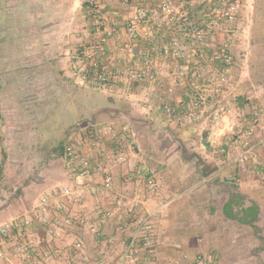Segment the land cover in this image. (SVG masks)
Segmentation results:
<instances>
[{"label":"rangeland","instance_id":"obj_1","mask_svg":"<svg viewBox=\"0 0 264 264\" xmlns=\"http://www.w3.org/2000/svg\"><path fill=\"white\" fill-rule=\"evenodd\" d=\"M88 1L0 0V224L31 206L50 185L65 179L67 166L60 145L67 132L78 126L112 121L129 124L134 134L132 148L138 146L142 150V162L159 176L164 193L178 199L195 195L199 208L208 206L209 197L216 192L209 189L205 178L220 179L221 176L215 173L201 178L196 154L203 160L201 164L209 168L218 166L225 160L219 151L220 146L231 143L230 137L235 132L254 126V110L260 112L259 121L255 124V133L260 135L251 137L249 141H264V105L260 104L264 103V83L250 87L243 105L235 101L239 87L251 80L250 60L254 54L260 57L258 67L264 68V46L256 47L255 53L252 44L256 0H242V9L236 21L242 33L230 48L234 63L230 74L231 85H228L224 102L233 109L228 120L235 128L228 132L226 122H223L224 125L222 121L218 123L214 117L217 114L215 98L203 111L193 109L194 114L189 120L182 119L189 113L185 109L176 119L167 113L161 103L163 95L171 93L168 91L169 81H163L166 78L154 83L116 81L100 84L93 77L78 76L70 68V58L79 54L83 45L101 32L96 30L97 21L105 28L117 27L109 49L110 53H118L120 46L127 43L124 27L131 6L158 2L131 0L133 4L125 7L120 0H114L103 3L100 18H93ZM191 1L195 4L192 22L196 23L193 26H197L207 13L205 8L218 0ZM178 2L186 3L183 0ZM108 3H112L113 7ZM146 24L139 26L140 39L143 40L149 34ZM173 30L182 43L189 41L181 26L173 27ZM153 36L150 41L153 48L168 39L166 34L157 31ZM222 41V37L214 38L207 49V61L213 71L223 65L217 55ZM142 43L139 42V50ZM117 61L125 67L131 66L136 59L125 53L118 55ZM179 87L182 101L189 99L192 90L188 85L175 86L176 89ZM173 92L175 94L177 90ZM135 94L139 95L133 99ZM247 102H250L249 106H246ZM194 122L197 123L196 134L184 135L182 129ZM211 129L220 133V138L217 144L209 143L205 150L207 143L204 144L202 139L208 140L207 134ZM180 138L183 143L179 142ZM258 163L261 168L253 174V178L255 186L262 187L264 154ZM172 182L178 185L177 191L170 186ZM129 191L131 193L132 189ZM217 196H220L218 192ZM207 218L203 217L204 220ZM260 231V236L264 238V221ZM249 233L252 235L251 230ZM198 238L201 239L199 235ZM253 240L248 243L250 249ZM248 248L242 246L237 249L233 255L238 260L234 263L264 264V250L251 253ZM198 255L204 253L198 252L194 258ZM230 258L233 260L234 257Z\"/></svg>","mask_w":264,"mask_h":264},{"label":"built area","instance_id":"obj_2","mask_svg":"<svg viewBox=\"0 0 264 264\" xmlns=\"http://www.w3.org/2000/svg\"><path fill=\"white\" fill-rule=\"evenodd\" d=\"M113 1L89 0V4L94 13H101L102 3ZM120 1L125 7L133 4L131 0ZM178 1L158 0L156 4L134 5L124 27L127 43L120 46L118 53H110L109 47L118 29L109 26L94 39L88 40L79 54L70 58V68L78 76L93 77L100 84L116 81L154 83L166 78V82L169 81L168 91L172 92L177 84L186 83L192 90L190 98L180 103L164 98L161 103L165 111L176 119L185 109L189 113L182 119L189 120L194 114L193 109L203 111L215 98L217 114L214 117L229 123V130L226 126L225 129L231 131L235 125L228 119L233 109L226 105L224 99L234 63L230 48L242 33L241 26L236 24L242 0H218L205 8L207 13L204 12V19L197 26H193L196 23L192 22L194 2ZM145 22L149 34L143 40L140 39L139 26ZM176 26L182 27L188 42L182 43L175 35L173 27ZM154 31L166 34L168 39L153 48L150 41ZM216 37L223 39L217 52L223 65L213 71L207 61V49ZM139 42H143L141 50L138 49ZM125 53L136 59L131 66L122 67L117 61L118 55ZM259 118L260 112L254 110V126L235 132L231 143L220 146L219 151L226 155L228 163L239 170L247 171L249 163L256 158L258 148L264 146L263 140L249 141L255 135V124ZM219 134L214 129L209 130L207 138L212 145L217 144ZM133 136L129 124L116 121L103 126H78L68 131L64 145L68 181L50 187L31 206L0 224V264H67L65 260H58L59 253L47 245L76 227L92 234L100 232L102 222L92 219L87 212H77L73 206L89 196L102 193H113L117 199H128L118 191V173L125 183L138 188L128 209L133 218V230L123 250L111 261L102 260V264H141L142 252L152 251L160 244L157 224L170 200L154 207L147 205L149 199L161 194L159 178L132 148L130 142ZM98 177L101 181L94 184ZM39 226L44 229L43 234L38 232ZM84 245L85 239L78 236L74 243L75 251L81 250ZM192 264L209 263L205 256L198 255Z\"/></svg>","mask_w":264,"mask_h":264},{"label":"crops","instance_id":"obj_3","mask_svg":"<svg viewBox=\"0 0 264 264\" xmlns=\"http://www.w3.org/2000/svg\"><path fill=\"white\" fill-rule=\"evenodd\" d=\"M108 4L113 7L112 3ZM133 9V6H131L128 17L131 16ZM123 12L121 11V13ZM123 18L126 19V16H123ZM146 43L148 42L146 41ZM163 81L166 82V80ZM181 87L173 89V91L177 90L175 94L173 91L165 93L163 98L174 103H180L182 101V94L179 93ZM138 95L135 94L133 99H136ZM260 104L264 105L263 102H260ZM249 105L250 102H247L246 106ZM215 119H218L217 116H215ZM219 121L216 122L219 123ZM225 126L230 128L229 123ZM257 135H260V133L256 132L254 136ZM233 138L234 134L230 137L231 141L234 140ZM202 141L204 144L207 143L204 146V149L207 150L209 140L202 139ZM133 142L134 138L130 142L131 146ZM133 148L139 153V156L142 155V150L138 146ZM263 154L264 149L259 147L256 158L249 163L247 171L233 167L228 163L226 155L222 154L225 160H220L221 162L217 164L218 166H214V171L211 173V175L218 173L221 178L211 177L204 180L210 190L215 189L216 191L214 195L209 197L208 206L199 208L195 195L178 199V197L166 195L167 193L165 194L163 189H161L160 196L149 199L147 202L149 207H154L158 203L167 200H170V203L157 224L160 244L152 251L142 252L141 264H192V260L198 252L204 253L203 256L206 257L209 264H235L234 262L238 259L233 254L242 246L248 248L251 239H254L252 249L248 248L251 253L264 250V238L260 236L262 233L260 231L261 223L264 221V207L261 206L258 221L254 226L240 224L225 214V205L232 198V192H236L241 197L245 206H249L251 200L255 199L252 193L261 187L255 186L256 180L253 178V174L259 172L261 164L258 162ZM224 172L227 173L224 174ZM66 181H68L67 174L65 179L63 178L58 183L50 185L47 190ZM100 181L101 177H98L95 179L94 184H99ZM47 184L49 183L47 182ZM170 184L173 190L177 191L178 185L175 182ZM117 187L122 195L128 196V199L124 197L117 199L116 194L102 193L89 196L85 201L73 206L77 212H87L92 219L102 222L101 230L98 234H92L76 227L66 232L63 237L55 239L47 246L54 252L59 253L58 260H65L67 264H102V260L111 261L123 250L133 230V224L131 223L133 218L128 209L132 204L131 198L137 195L138 188L135 185L125 183L119 173ZM130 188L132 189L131 193L128 192ZM217 192L220 196H217ZM183 203L186 206H182ZM198 209L201 212L200 215L197 214ZM135 212L138 213L139 210H135ZM203 217H208V220H204ZM206 223H208L207 226ZM41 227H38V232L43 234L44 229ZM250 230L252 235L248 234ZM198 235L201 239L198 238ZM78 236L85 239V245L81 250L75 251L74 243ZM230 257H234L233 260Z\"/></svg>","mask_w":264,"mask_h":264},{"label":"trees","instance_id":"obj_4","mask_svg":"<svg viewBox=\"0 0 264 264\" xmlns=\"http://www.w3.org/2000/svg\"><path fill=\"white\" fill-rule=\"evenodd\" d=\"M88 3L89 1L87 2V4ZM103 7L104 5L102 3V8ZM92 14H94L92 15L93 18L94 16H99V13L93 12ZM97 23H99L96 25L97 31H102L105 29V25L100 24V21H97ZM252 39H253L252 44L254 46V51L256 53V49H255L256 47L264 46V0H256L255 3ZM259 61H260V57L257 56L256 54H254L251 57L250 60L251 80L246 83H243L235 93L236 95L235 101L240 105H243L245 103L247 99L246 92L250 89L251 86L260 85L264 83V68L258 67ZM105 124L107 123L95 124L92 122L88 124V127L103 126ZM182 132L184 135L189 134L194 136L197 132V123L194 122L193 124L185 127L184 129H182ZM179 142L183 143V139L180 138ZM64 145H65V140L60 145L62 154H65ZM196 156L198 158L197 167L200 177L201 178L207 177L209 174H211L214 171V168H209L207 165L201 164L203 163V160L199 155L196 154ZM232 194H233L232 198L225 205V214L229 218L236 220L240 224L254 226L255 223L258 221V216L261 206L264 207V186L253 191L252 195L255 196V199L251 200V204L249 206H245V203L243 202L241 197L236 194V192H232Z\"/></svg>","mask_w":264,"mask_h":264}]
</instances>
